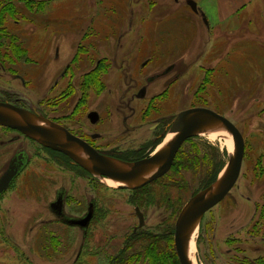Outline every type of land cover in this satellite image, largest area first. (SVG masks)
<instances>
[{"label":"rangeland","instance_id":"1","mask_svg":"<svg viewBox=\"0 0 264 264\" xmlns=\"http://www.w3.org/2000/svg\"><path fill=\"white\" fill-rule=\"evenodd\" d=\"M8 1L10 0H0V3ZM13 1L15 2L7 4L4 9L5 16L8 15L10 22L8 19L9 23H6L4 17L0 15V41L6 42L3 49H9V43L15 46L17 56L21 55L20 59L24 58L23 51L28 49L29 44L33 46V51L45 49L49 53L47 60L52 56L54 44L63 40L67 44L63 49L68 52V48L78 40L76 31L72 29V22L76 25L77 19H81L83 23L89 20L94 12H98L97 20L112 18L115 16L114 11H118L120 21L133 17L132 31H129L130 24L122 21L124 24L122 31H129L124 39V49L133 52L131 65L138 70L140 62L151 51L158 50L167 51L165 59H180L181 74H186L177 82L175 91L169 99L168 110L179 111L194 105H204L230 118L242 131L246 142L240 176L245 189L243 192L256 197L263 193L264 17L263 15L261 17L260 10L254 7L264 4V0H248L247 2L252 4V10L242 11L238 18L231 15L228 24L221 23L222 18L219 17L217 4L220 7L225 4L237 6L240 5L239 0H196L205 11L208 23L214 25L211 35L203 25L201 16L194 14L186 0H180L179 3L175 0H134L130 7H127L128 0H60L49 2L47 17L40 12L41 8L45 7L43 3L36 6L25 0ZM36 12L38 14H35ZM233 17L235 20H232ZM11 18L21 22L14 25ZM58 19L64 24L62 28L57 25ZM87 25L85 22L86 28ZM99 25L100 23H96L95 29L97 33L98 31L102 33ZM102 27L104 29V26ZM10 28L13 32L8 31ZM87 31L90 34L81 40L88 51L81 50L78 53L79 58L85 61L81 64L86 69L92 65L90 61L93 59L110 55L111 50H116L115 37H105L106 34H112L110 30L103 32L105 35L102 37L94 39L90 28ZM114 34L117 32L112 36ZM140 35L143 36L139 39ZM171 49L174 50L175 56L169 57ZM184 51H187L186 56L180 58ZM132 60L135 63H132ZM146 71H151V68L145 70L144 73L147 74ZM37 74L38 83L35 81L29 85L35 104L37 100H41L43 91L40 70ZM146 103L139 102L138 108L146 106ZM4 134L0 131L1 137H4ZM28 146L36 156L14 186L0 198V264H112V259L121 253L132 227L137 223L134 204L130 202L132 192L120 190L117 184L111 185L106 180L93 183L79 178L61 169L51 159V155L35 143ZM194 147L198 154L204 151L207 153L208 180L219 176L229 160L232 149L230 150L223 141L211 139L205 134L196 137ZM193 148L191 151L195 157ZM213 164L215 169L212 168ZM194 167L196 166L193 165L190 169L181 168L179 172L182 176H173L175 185L168 181L170 183L168 188L162 187L161 184L154 186L156 192L152 190V194L153 196L157 194L155 199H161L169 193L178 198L176 202L178 205L187 200L190 195L188 185L191 183V190H195L205 177ZM62 180L68 185L66 201L68 213L81 215L85 211L87 207L85 198L89 190L92 191L91 195L97 196V219L92 223L86 239L83 238L82 231L61 223L49 211V203L54 200L55 190L61 185ZM251 186L254 188L253 192L250 190ZM85 188L89 190L83 191ZM234 194L239 195V192L232 191L222 205L211 212L213 219L215 221L219 219L221 226L217 230L212 224L213 228L207 232V237L203 236L206 247L207 241L215 236L216 248L221 251L222 235L227 231L222 227H226V223L232 221V214L226 212L233 208ZM249 206L252 211L254 207L251 204ZM157 209L164 211L163 216L167 214L163 208ZM154 210L153 206H146V214L150 219L148 225L157 228L161 226L159 222L162 217L153 214ZM207 217L211 218V215ZM261 220L264 223V217ZM200 225L195 239L200 233ZM137 248H140L139 245L137 244V247L134 245L132 252H137ZM216 253L217 251L213 255ZM199 254L202 256L201 248L198 249L195 240L196 264H201ZM115 263L133 262L124 260Z\"/></svg>","mask_w":264,"mask_h":264},{"label":"flooded vegetation","instance_id":"2","mask_svg":"<svg viewBox=\"0 0 264 264\" xmlns=\"http://www.w3.org/2000/svg\"><path fill=\"white\" fill-rule=\"evenodd\" d=\"M25 1L36 6L43 3L45 7L41 8L40 12L46 16L49 12V7H47L49 2L53 3L60 0ZM188 1L186 0L188 6L194 14L201 16L203 25L211 35L214 25L208 23L205 11L201 9L196 0L194 1L197 3L198 11H194ZM13 2L15 1L0 3V15L4 17L6 23H9L10 19L7 17L8 15L5 16L4 9L7 4ZM175 2L179 3L180 0H175ZM133 4L134 0H128L127 7ZM117 12L114 11L115 16L105 20H97L98 12L92 13L89 20L85 21L88 23L87 28L81 19H77L76 25L72 22V29L76 31L78 40L73 46H70L71 48H68V52L63 49L67 45L63 42L64 40L54 44L52 56L49 57L50 60H47L49 53L45 49L39 52L38 50L33 51V46L30 44L28 49L23 51L24 58L20 59L21 55L17 56L18 51L14 49L15 46L9 43V49H3L6 42L0 41V101L9 102L41 114L45 118L64 126L101 154L127 162H136L153 156L163 148V145L170 138L173 139L174 135L171 130L178 113L193 107H210L194 105L179 111L168 110L170 96L173 95L177 82L186 74H181L180 59H165L167 51H151L140 62L139 69L136 70L131 65L133 52L124 49V39L129 31L133 30L134 18L129 17L122 20L130 24V30L124 32L122 31L124 24L119 20ZM8 13L12 16L11 11ZM11 19L14 25L21 22V20ZM58 20L60 22L58 21L57 25L62 28L64 24L60 19ZM96 23H100L99 28L102 29V33L99 31L97 33ZM88 27L92 32L93 39L102 37L107 30H110L112 34L114 32L117 34L113 36L112 34H104L107 38L115 37L116 50H111L110 55L93 59L90 61L92 65L86 69L85 66H82L85 61L79 58L78 53L81 50L88 51L87 46L83 45L81 40L90 34L87 31ZM8 31L13 32L11 28ZM142 36L140 35L138 38L140 39ZM187 51H184L180 58L186 56ZM169 52L171 53L169 57L175 56L173 49ZM36 56L39 58L37 59ZM155 58L157 59L155 60ZM154 62L156 65L153 66ZM132 63L135 61L132 60ZM150 68L151 71H146L147 74L144 73L146 69ZM39 70L43 91L41 100H37V104H35L31 97L29 85L36 81ZM36 82L38 83V81ZM143 101L147 102L146 106L141 109L138 108V103ZM0 131L5 133L4 137L0 136V180L8 171L16 172L9 187L0 195V198L14 186L17 179L29 168L33 157L36 156L28 146L32 143L51 155V159L61 169L67 170L79 178L82 177L93 183L109 180L90 173L67 154L46 147L16 129L0 125ZM198 136L200 134L189 137L182 143L170 170L161 177L135 189L119 187L120 190L132 192L130 202L134 204L137 223L132 227L121 253L112 259V264L124 260L137 264H177V262L181 264L175 242L177 219L188 201L202 189L215 182L218 177L217 175L208 180L207 153L204 151L198 154L196 147L193 148L194 140ZM192 148L196 153L195 157L191 151ZM193 165L196 166L195 169L200 170L199 174H204L205 177L201 185L195 190H191V183L188 185L190 195L187 200L185 199L178 205L176 203L178 198L169 193H166L161 199H155L157 194L154 196L152 194V190L156 192L153 189L154 186L161 184L162 187L168 188L170 183L175 185L173 176H182L179 170L181 168H193ZM212 168L215 169L214 164ZM240 179L239 177L228 195L208 210L202 218L200 233L195 239L198 249L201 248L202 256L199 254L201 264H264V225H261L264 224L261 220L264 217V189L258 197L246 195L243 192L245 189ZM85 190H89V188L83 189V191ZM250 190L253 192L254 188L251 186ZM232 191L239 192V195H233V208L226 212L232 214V221L227 222L226 227H222L227 231L222 235L221 251L216 248L215 236L207 241L208 247H206L203 236L207 237V232L213 228L212 224L217 227V230L221 226L219 219L215 221L211 212H214L217 206L222 205ZM91 193L92 191L89 190L86 194L87 207L81 215L68 213L66 211L68 185L62 180L61 185L55 190L54 200L49 203V211L53 216L65 225L78 228L82 231L85 239L88 237L89 229L97 219L98 213L97 196L91 195ZM250 204L254 207L252 211ZM146 206H153L155 208L153 214L162 217L159 222L160 227H149L150 219L146 214ZM157 207L166 210L167 214L163 216L164 211L158 210ZM208 215H211V218H208ZM137 244L140 248H137V252H132L131 249L134 245L137 247ZM215 250L217 253L213 255ZM133 259L135 261H131Z\"/></svg>","mask_w":264,"mask_h":264},{"label":"water","instance_id":"3","mask_svg":"<svg viewBox=\"0 0 264 264\" xmlns=\"http://www.w3.org/2000/svg\"><path fill=\"white\" fill-rule=\"evenodd\" d=\"M188 3L194 11H198L194 0ZM0 125L16 129L46 147L67 154L90 173L112 180L120 188L132 189L167 173L187 138L208 131L226 132L232 143L226 166L215 182L188 201L177 219L175 242L181 264H196L191 256L192 236L195 237L205 213L220 203L235 186L241 175L246 151L245 137L239 127L227 116L206 107H193L178 113L171 130L173 139L153 156L136 162L101 154L64 126L9 102L0 101ZM15 175V171H8L1 178L0 195L9 187Z\"/></svg>","mask_w":264,"mask_h":264},{"label":"crops","instance_id":"4","mask_svg":"<svg viewBox=\"0 0 264 264\" xmlns=\"http://www.w3.org/2000/svg\"><path fill=\"white\" fill-rule=\"evenodd\" d=\"M239 1H240V5L238 4L237 6H235V5L233 6L232 4H230V5L229 4H227V5L225 4V5H222V7H220L217 4V10H218L219 17L221 16L220 18H222V20H221L222 24H228L230 22V16L231 15H235V16H237L236 18H238L242 11L252 10L251 9L252 4L247 2L248 0H246V1L239 0ZM254 9H259L260 12H261V17H262V15L264 17V4H259L258 6H256V8L254 7ZM234 17H233L232 20H235ZM237 20H239V19H237Z\"/></svg>","mask_w":264,"mask_h":264},{"label":"bare ground","instance_id":"5","mask_svg":"<svg viewBox=\"0 0 264 264\" xmlns=\"http://www.w3.org/2000/svg\"><path fill=\"white\" fill-rule=\"evenodd\" d=\"M204 134H206L209 138H211V139H217V140H221V141H223V143L227 146V147H229V149L231 150L232 149V143L230 142V141H228L229 140V138H228V135H227V133L226 132H223V131H208V132H205ZM172 138H170L169 140H168V142L171 140ZM168 142H166L164 145H163V147L165 146V145H167V143ZM107 182L109 183V184H111V185H116L117 183L116 182H114V181H112V180H107ZM194 236V235H193ZM192 236V241H191V256H192V258H194V253H195V239H193L194 237ZM194 260H195V258H194Z\"/></svg>","mask_w":264,"mask_h":264},{"label":"trees","instance_id":"6","mask_svg":"<svg viewBox=\"0 0 264 264\" xmlns=\"http://www.w3.org/2000/svg\"><path fill=\"white\" fill-rule=\"evenodd\" d=\"M177 264H179V262H177Z\"/></svg>","mask_w":264,"mask_h":264}]
</instances>
